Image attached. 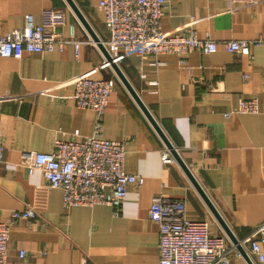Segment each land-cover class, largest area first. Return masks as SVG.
I'll return each mask as SVG.
<instances>
[{"label":"crops","instance_id":"obj_1","mask_svg":"<svg viewBox=\"0 0 264 264\" xmlns=\"http://www.w3.org/2000/svg\"><path fill=\"white\" fill-rule=\"evenodd\" d=\"M0 0V37L36 22L44 8L61 13L58 31L72 42L60 51L0 55V222L33 208L37 217L10 228L6 264H158V224L148 217L151 200L163 195L185 204L186 218L208 220L230 243L213 213L93 39L108 40L98 0ZM165 32L193 29L217 41L251 40L264 34V0H165ZM88 26V27H87ZM163 62L164 64H159ZM119 68L137 96L236 238L264 221V44L251 56L191 51L127 56ZM110 80L101 116L77 106L73 79ZM246 75V78H243ZM257 101V112H237L240 100ZM124 143V171L144 178L129 186L117 213L107 205L65 207L62 192L28 168L27 153H49L56 139L93 134ZM168 153L172 161L163 163ZM24 251L23 257H19ZM231 264H249L232 258Z\"/></svg>","mask_w":264,"mask_h":264},{"label":"built area","instance_id":"obj_2","mask_svg":"<svg viewBox=\"0 0 264 264\" xmlns=\"http://www.w3.org/2000/svg\"><path fill=\"white\" fill-rule=\"evenodd\" d=\"M235 8L243 0H224ZM165 0H98V8L104 13L108 40L100 41L117 65L127 56L177 55L184 65L191 51L215 53L220 45L232 54L251 56V48L264 44V34L251 40L212 39L208 34L200 37L193 29L165 32L162 16ZM63 17L54 8H44L40 19L25 17L22 28H14L0 37V55L21 57L24 52H42L58 49L74 42L73 27L70 38H63L57 30ZM105 63L109 62L105 59ZM164 64L163 62H158ZM243 75V78H246ZM74 98L77 106L102 115L108 104L112 85L110 80L92 79L79 75L73 79ZM239 113L257 112L256 99L240 100ZM30 170H39L45 185L62 192L65 207L95 205L110 206L116 214L129 186L140 187L144 178L124 171V143L108 140L102 135L98 121L89 136H68L54 141L49 153L25 154ZM3 147L0 145V162ZM163 163L172 161L168 153L161 156ZM33 208L13 211L8 222H0V264H6L10 228L19 219H34ZM149 219L158 224V264H231L232 258H244L234 244L223 236L214 234L208 220L191 221L186 218L185 204L159 194L151 200ZM252 264H264V221L251 228L238 239ZM20 251L19 257H23Z\"/></svg>","mask_w":264,"mask_h":264},{"label":"water","instance_id":"obj_3","mask_svg":"<svg viewBox=\"0 0 264 264\" xmlns=\"http://www.w3.org/2000/svg\"><path fill=\"white\" fill-rule=\"evenodd\" d=\"M67 2L73 8V10L77 13V15H79V17L82 19V21L85 23V21L83 20L82 16H80L77 8L75 7L73 1L72 0H67ZM90 33H91L93 39L97 42V44L100 47V49L102 50V52H103V54L105 56V59L109 62L110 66L113 68V70L115 71V73L117 74V76L122 80V82L124 83V85L126 86V88L128 89V91L130 92V94L132 95V97L136 100V102L138 103L139 107L142 109V111L147 116V118L150 121V123L153 125V127L155 128V130L157 131V133L162 138V140H163L165 146L167 147V149L169 150L170 154L178 162V164L181 166V168L183 169V171L185 172V174L188 176V178L190 179V181L192 182V184L194 185V187L196 188V190L199 192L200 196L202 197V199L204 200V202L207 204V206L209 207V209L213 213L214 217L216 218L217 222L221 226V228H222L223 232L225 233V235L228 237L229 241L232 244H234L239 251L242 252L243 257L247 260V262L249 264H252L251 261L249 260V258L247 257L245 251L243 250V248L238 244V240L235 237V235L231 232V230L229 229V227L227 226V224L224 222V220L221 218V216L219 215V213L217 212V210L214 208V206L212 205V203L210 202V200L208 199V197L206 196V194L204 193V191L202 190V188L199 186V184L197 183V181L195 180V178L191 174L190 170L187 168V166L185 165V163L182 161V159L178 155L177 151L175 150V148L173 147V145L171 144V142L168 140V138L165 136V134L163 133V131L161 130V128L158 126L157 122L151 116V114L149 113V111L147 110V108L143 105V103L141 102V100L137 96L136 92L133 90V88L131 87V85L128 83V81L126 80L125 76L121 72L119 66L113 62V60L111 59V57L107 53V51L104 48V46L98 40V38H96V36H94V34L91 31H90Z\"/></svg>","mask_w":264,"mask_h":264}]
</instances>
